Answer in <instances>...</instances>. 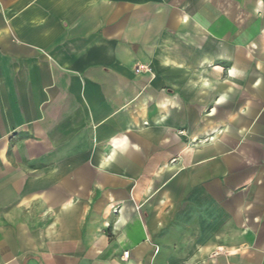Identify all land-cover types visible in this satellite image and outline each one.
I'll list each match as a JSON object with an SVG mask.
<instances>
[{
  "label": "crops",
  "instance_id": "1",
  "mask_svg": "<svg viewBox=\"0 0 264 264\" xmlns=\"http://www.w3.org/2000/svg\"><path fill=\"white\" fill-rule=\"evenodd\" d=\"M0 264H264V0H0Z\"/></svg>",
  "mask_w": 264,
  "mask_h": 264
},
{
  "label": "built area",
  "instance_id": "2",
  "mask_svg": "<svg viewBox=\"0 0 264 264\" xmlns=\"http://www.w3.org/2000/svg\"><path fill=\"white\" fill-rule=\"evenodd\" d=\"M140 71L150 72L151 70L149 68L144 67V66H138V68L135 70V72L138 73ZM123 256L127 257V253H124Z\"/></svg>",
  "mask_w": 264,
  "mask_h": 264
}]
</instances>
